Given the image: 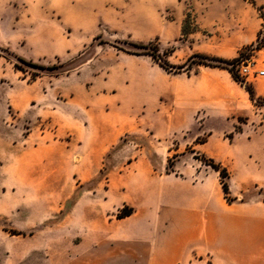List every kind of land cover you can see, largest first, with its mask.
Wrapping results in <instances>:
<instances>
[{"label":"rangeland","instance_id":"374dc122","mask_svg":"<svg viewBox=\"0 0 264 264\" xmlns=\"http://www.w3.org/2000/svg\"><path fill=\"white\" fill-rule=\"evenodd\" d=\"M173 1L161 10L163 21L175 13L183 20L169 43L132 37L136 0L93 4L89 16L85 4H43L36 23L20 5L0 15V264H88L97 223L87 216L118 204L110 179L139 155L167 172L181 155L209 166L192 148L214 133L213 141L238 137L264 175V131H256L264 125V79L239 75L246 60L264 63V0ZM132 43L159 50L167 72L183 75V96L143 107L121 97L119 67L142 51ZM201 63L227 67L238 81ZM199 73L194 82L186 78ZM228 199L264 200V181Z\"/></svg>","mask_w":264,"mask_h":264},{"label":"crops","instance_id":"0c3cea01","mask_svg":"<svg viewBox=\"0 0 264 264\" xmlns=\"http://www.w3.org/2000/svg\"><path fill=\"white\" fill-rule=\"evenodd\" d=\"M136 1L133 38L141 43L156 38L169 43L179 37L182 15L175 13L173 20L165 22L161 17V10L177 6L173 0ZM74 2L85 4L89 16L93 4L101 8L100 4L118 0H0V15L11 5H20L36 23L43 4H61L67 9ZM123 61L128 65L119 67L122 74L117 86L122 98L143 107L162 95L169 99L183 96L177 86L183 75L169 74L151 56L131 55ZM200 75L186 78L194 82ZM148 114V110L141 113ZM181 121H176L175 129ZM256 131L263 132L264 125ZM213 136L211 133L203 143L193 144L192 151L227 169L228 196L235 199L247 185L264 181V175L253 170L256 163L245 146L237 145L238 137L227 143L219 138L213 141ZM178 158L173 170L167 172L156 169L149 157L139 155L119 177L110 179L109 192L121 199L112 209L87 216L97 223V232L91 233L95 241L90 243L96 244V252H90L88 264H264V200L231 201L219 171L190 163L185 155ZM235 179L240 181L239 190ZM124 206L133 208V213L119 219L117 214Z\"/></svg>","mask_w":264,"mask_h":264},{"label":"trees","instance_id":"16d2710c","mask_svg":"<svg viewBox=\"0 0 264 264\" xmlns=\"http://www.w3.org/2000/svg\"><path fill=\"white\" fill-rule=\"evenodd\" d=\"M258 10L260 11L261 8H259ZM262 17H264L263 13H262ZM184 24H186V20H185ZM132 45L142 49L141 52H137V53H133V54L151 56L164 70L169 72V68H168L170 66L169 63L167 61H163L162 59H160V56L157 54L159 50L157 48H155V47H152L153 46L152 44L132 43ZM194 56L198 57V58H201V59L213 60V61H216V62H218L220 64H231L232 62H234L236 60V59H234V60L230 61V60H225V59H221V58H217V57H211V56L205 55V54H196ZM18 60L20 62H22V63H25V61L23 59H19L18 58ZM188 62L191 63V58L188 60ZM190 63L188 64V66H190ZM201 64L204 65V66H209V67H220V68L227 69L231 73V75L234 78V80L238 81V78L235 75V73L231 69H229L227 67H224L222 65H213V64H207V63H201ZM16 66H17V68H19L18 65H16ZM32 66L35 67V68H39V69H44L45 68V67L37 65V64H33ZM247 91L249 92V94L252 97L253 96V92L251 90H249V89ZM200 156H201L202 161L206 165H209L214 170L219 171L221 179H222L223 190H224L225 194L228 196V194H229V186H228V183L226 182V179L229 177V173H228L227 169L224 168L220 163H217L212 158H207L204 155H200ZM132 213H133V208H130L128 206H124L122 209L119 210V212L117 214V218L121 219V218L130 216Z\"/></svg>","mask_w":264,"mask_h":264},{"label":"built area","instance_id":"2783aa9c","mask_svg":"<svg viewBox=\"0 0 264 264\" xmlns=\"http://www.w3.org/2000/svg\"><path fill=\"white\" fill-rule=\"evenodd\" d=\"M239 75L244 82L264 79V63L259 66L255 61L246 60L239 68Z\"/></svg>","mask_w":264,"mask_h":264}]
</instances>
